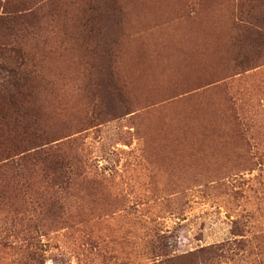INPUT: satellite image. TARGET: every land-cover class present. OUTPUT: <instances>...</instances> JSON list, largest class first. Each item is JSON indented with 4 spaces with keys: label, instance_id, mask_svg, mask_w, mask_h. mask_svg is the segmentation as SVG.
Wrapping results in <instances>:
<instances>
[{
    "label": "rangeland",
    "instance_id": "374dc122",
    "mask_svg": "<svg viewBox=\"0 0 264 264\" xmlns=\"http://www.w3.org/2000/svg\"><path fill=\"white\" fill-rule=\"evenodd\" d=\"M19 2L68 179L0 171V264H264V0Z\"/></svg>",
    "mask_w": 264,
    "mask_h": 264
},
{
    "label": "trees",
    "instance_id": "16d2710c",
    "mask_svg": "<svg viewBox=\"0 0 264 264\" xmlns=\"http://www.w3.org/2000/svg\"><path fill=\"white\" fill-rule=\"evenodd\" d=\"M22 4L0 0L2 29L11 33L13 24L24 23L25 15L19 9ZM245 31L249 45L259 49L264 44V24L249 21ZM32 77L21 48L0 44V171L39 167L47 182L66 185L67 160L51 146L30 100ZM172 262L173 257L164 258V264Z\"/></svg>",
    "mask_w": 264,
    "mask_h": 264
}]
</instances>
